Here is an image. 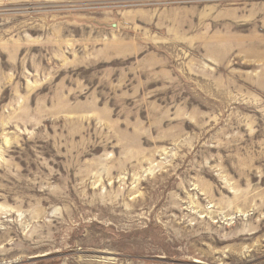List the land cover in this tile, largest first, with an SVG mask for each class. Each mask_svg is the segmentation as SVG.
Returning <instances> with one entry per match:
<instances>
[{"label":"rangeland","instance_id":"1","mask_svg":"<svg viewBox=\"0 0 264 264\" xmlns=\"http://www.w3.org/2000/svg\"><path fill=\"white\" fill-rule=\"evenodd\" d=\"M0 264H264V0H0Z\"/></svg>","mask_w":264,"mask_h":264}]
</instances>
